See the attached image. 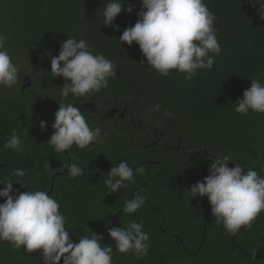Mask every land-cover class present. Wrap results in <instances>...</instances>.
Segmentation results:
<instances>
[{
	"label": "trees",
	"instance_id": "1",
	"mask_svg": "<svg viewBox=\"0 0 264 264\" xmlns=\"http://www.w3.org/2000/svg\"><path fill=\"white\" fill-rule=\"evenodd\" d=\"M107 2L0 0L3 50L21 72L16 85L0 86V181L11 179L20 192H47L66 217L71 241L101 234L100 243L113 248V264H264V211L251 228L229 234L214 222L206 196L189 200L187 195L190 185L208 175L217 156L231 157L229 167L241 164L264 177V114L237 113L234 104L251 79L264 84L259 0H204L216 17L221 52L211 70H198L192 80L176 70L160 75L146 61L141 64L144 57L135 42H119L123 30L137 21L141 0H125L114 20L118 30L101 24ZM129 4L131 13L123 11ZM67 38L85 39L115 62L116 76L107 88L79 98L60 95L65 81L51 77L47 53L58 55ZM69 102L85 113L92 128H101L102 142L57 153L47 140L58 103ZM157 104L159 111L152 110ZM13 130L23 141L21 152L3 147ZM120 161L144 171L108 193L104 179ZM71 163H78L84 174L71 178L65 167ZM13 169H24L26 175L17 178ZM137 194L145 204L124 213L125 202ZM131 221H142L149 236L150 249L142 258L118 253L108 234L109 228ZM0 264H42V254L0 241Z\"/></svg>",
	"mask_w": 264,
	"mask_h": 264
},
{
	"label": "clouds",
	"instance_id": "2",
	"mask_svg": "<svg viewBox=\"0 0 264 264\" xmlns=\"http://www.w3.org/2000/svg\"><path fill=\"white\" fill-rule=\"evenodd\" d=\"M125 0H108L102 11V23L118 30L115 18L122 12ZM259 18L264 20V0H259ZM129 4L123 11L131 13ZM138 19L126 27L119 36V42L129 46L135 42L144 57L141 64L147 63L162 76H168L170 70L185 74V80H192L200 69L211 70L221 52L214 23L215 15L204 0H141V10L136 13ZM6 37L0 34V86L11 88L21 78L19 68L12 62L7 51L3 50ZM50 58L51 77H60L65 83L60 87V95L65 99L85 97L107 88L110 78H115V62L103 54L96 53L85 39L67 38L60 45L59 54ZM249 88L243 91L235 102V111L247 114L250 110L264 114V84L251 79ZM51 127L54 132L47 143L55 152L61 153L73 145L83 149L92 143L101 141V128H92L85 113L74 106L73 102L58 103ZM159 104L154 111H159ZM167 115L171 116V112ZM45 127V122H40ZM106 135V133H105ZM23 141L13 130L4 143L5 149L23 151ZM231 157L217 156L209 164L208 175L201 181L190 185L187 190L191 198L207 197L210 213L216 224H222L229 234H235L241 227L251 228L252 222L264 211V177L252 168L245 169L241 164L229 167ZM68 175L76 178L84 174L78 163L65 165ZM142 167L135 171L127 161L112 166L104 179L110 192H116L132 183L135 173H143ZM49 175H53L48 165ZM13 176L22 178L24 169H13ZM25 187L19 179L15 181ZM13 181H0V241L11 243L17 250L29 254L39 251L42 264H113L112 246L102 245L101 234L83 236L78 243L70 239L65 227L66 217L60 212L59 203L47 192L13 189ZM17 193H19L17 195ZM145 204L143 196L137 194L125 202L122 211L135 213ZM108 234L115 242L118 253H131L137 258L146 256L150 249L148 233L143 222L131 221L124 227L113 226Z\"/></svg>",
	"mask_w": 264,
	"mask_h": 264
},
{
	"label": "water",
	"instance_id": "3",
	"mask_svg": "<svg viewBox=\"0 0 264 264\" xmlns=\"http://www.w3.org/2000/svg\"><path fill=\"white\" fill-rule=\"evenodd\" d=\"M29 79V77L27 76L26 73H24V78L23 81H27ZM29 84V80L27 82L24 83V85H28Z\"/></svg>",
	"mask_w": 264,
	"mask_h": 264
}]
</instances>
